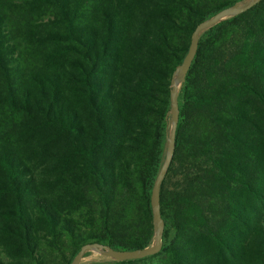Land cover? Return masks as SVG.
Segmentation results:
<instances>
[{
    "label": "trees",
    "instance_id": "1",
    "mask_svg": "<svg viewBox=\"0 0 264 264\" xmlns=\"http://www.w3.org/2000/svg\"><path fill=\"white\" fill-rule=\"evenodd\" d=\"M237 1L0 0V264L152 243L171 74ZM176 101L159 251L79 264H264V0L200 31Z\"/></svg>",
    "mask_w": 264,
    "mask_h": 264
},
{
    "label": "water",
    "instance_id": "2",
    "mask_svg": "<svg viewBox=\"0 0 264 264\" xmlns=\"http://www.w3.org/2000/svg\"><path fill=\"white\" fill-rule=\"evenodd\" d=\"M260 0H240L232 5L225 7L212 16L203 19L202 21L198 22L190 34V40L189 44L186 50V53L184 54L180 64H178L175 69L173 70L171 77H170V89H169V109L167 114H169L170 122L169 127L167 129L166 134V147H165V153L163 160L161 162V165L157 171V174L154 178V181L152 183L151 192H150V207H151V220L153 225V240L152 243L147 246L140 249H134V250H115L109 247L106 244L103 243H85L81 245L76 252V254L73 256L69 264H79L80 260L82 259V256L85 252H94L99 255H103L106 257H109L113 260H128V259H135L144 257L147 255H151L159 251L162 243L161 235H162V229H163V221L159 214V206H158V191H159V185L164 177L166 170L169 166L173 148H174V132L177 122V101H176V91L177 87L179 85L180 80L184 77L189 64L192 60V57L194 56L197 41H198V35L200 31L203 29L217 23L219 20L239 14L246 9L250 8L252 5L257 3Z\"/></svg>",
    "mask_w": 264,
    "mask_h": 264
},
{
    "label": "rangeland",
    "instance_id": "3",
    "mask_svg": "<svg viewBox=\"0 0 264 264\" xmlns=\"http://www.w3.org/2000/svg\"><path fill=\"white\" fill-rule=\"evenodd\" d=\"M95 254L96 253H94V252H89V254L86 255L85 257H83L80 262L83 263V262H86V261H90L91 259H93Z\"/></svg>",
    "mask_w": 264,
    "mask_h": 264
}]
</instances>
